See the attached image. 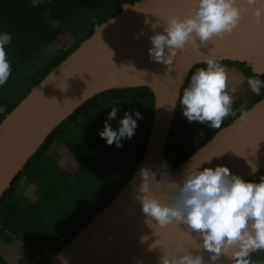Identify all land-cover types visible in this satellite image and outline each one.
<instances>
[{
	"label": "water",
	"instance_id": "95a60500",
	"mask_svg": "<svg viewBox=\"0 0 264 264\" xmlns=\"http://www.w3.org/2000/svg\"><path fill=\"white\" fill-rule=\"evenodd\" d=\"M187 8V0L123 4L120 12L99 24L0 122L1 197L47 135L87 99L113 88L146 86L152 91L147 140L132 176L48 264H61V258L67 264H135L137 259L141 264H157L159 246L150 249V244H168L180 236L181 228L175 224L148 227L132 192L139 180L138 170L147 167L155 171L163 161L175 112L170 105L182 88L181 81L184 83L191 67L205 57L245 63L252 74H264V29L254 27L247 17L223 39L214 38L199 49L187 45L177 52L170 66L150 60L146 50L151 46V23L168 14L183 15ZM194 153L197 160L213 157L204 166L225 165L243 179L252 175L253 166L256 172L263 170L264 97L220 128ZM189 158L169 171L170 179H179ZM141 236L147 239L141 241Z\"/></svg>",
	"mask_w": 264,
	"mask_h": 264
},
{
	"label": "trees",
	"instance_id": "16d2710c",
	"mask_svg": "<svg viewBox=\"0 0 264 264\" xmlns=\"http://www.w3.org/2000/svg\"><path fill=\"white\" fill-rule=\"evenodd\" d=\"M135 1L138 0H43L34 6L31 0H0V31L10 32L12 37L6 46L12 71L5 85L0 86V122L33 86L72 53L80 42L88 38L99 24L120 12L123 4H132ZM53 21L59 23L53 25ZM51 44L56 46L52 49L53 52L49 48ZM40 55L44 56L41 61L37 60ZM220 63L224 67L236 69L246 85L244 78L248 76H258L264 80V74H252L245 63L229 60ZM203 66V63L193 65L183 84L187 83L192 71ZM262 97L264 88L260 95L253 94L244 98L242 107L233 115L225 117L218 129L187 121L177 103L162 163H166L171 171L215 132L228 125L234 117L249 109ZM124 102H144L145 115L137 120V127L130 139H122L120 147L115 144L108 145L98 135V131L103 128L110 106ZM122 109L117 112V118L123 116ZM152 110L153 94L146 86L105 90L83 102L47 135L0 197V235L6 231L12 212L19 203H26L38 218L47 222L51 220L47 215L49 212L54 211V217L56 211L60 210L61 217L66 216L65 220L70 223L64 230L54 226L40 244L41 258L34 263L48 264L130 179L143 154ZM177 122H187L189 127L196 126L198 135L180 148L176 145L177 152L174 153L171 145L174 125ZM110 123L114 129L118 126L117 120ZM54 143L64 145L75 158L77 167L71 174L59 168L47 155ZM36 168L50 175L56 173V179L68 190H64L62 186L56 195L41 190L38 200L33 203L22 199L17 191L18 186ZM260 174H264V169L245 180H256ZM69 191L70 194L67 193ZM72 195L78 196L80 200ZM251 258L254 264L255 260L260 262L264 258V251L252 253Z\"/></svg>",
	"mask_w": 264,
	"mask_h": 264
},
{
	"label": "clouds",
	"instance_id": "9594fccd",
	"mask_svg": "<svg viewBox=\"0 0 264 264\" xmlns=\"http://www.w3.org/2000/svg\"><path fill=\"white\" fill-rule=\"evenodd\" d=\"M42 2L31 0L34 6ZM187 3L185 14H168L151 23V46L146 50L150 60L170 66L177 52L187 45L199 49L214 38L222 39L246 17L254 27L264 29V0ZM57 23L53 21V25ZM158 27L161 31H155ZM11 38L10 32L0 31V86L5 85L12 71L6 51ZM202 63L204 66L192 71L186 84L181 81L182 88L170 107L175 109L178 101L187 121L218 129L225 117L234 114L233 94L237 89L229 88L228 74L217 59L205 57ZM244 79L249 90L260 95L264 80L258 76ZM118 111L117 106L111 105L103 128L98 131L106 144L116 147L121 146L122 139L134 135L141 118L135 109L125 110L117 118ZM112 120L118 122L115 129ZM196 155L190 156L178 180L170 179L166 163L155 171L147 167L138 170L132 198L139 203L145 224L160 228L175 224L181 228L180 236L173 242L150 244V249L159 246L157 264H254L252 253L264 251V174L256 180H245L225 165L204 166L213 157L197 160ZM251 174H256L254 166ZM140 239L144 241L147 236ZM61 264L67 261L61 258ZM135 264H141L140 260Z\"/></svg>",
	"mask_w": 264,
	"mask_h": 264
},
{
	"label": "crops",
	"instance_id": "0c3cea01",
	"mask_svg": "<svg viewBox=\"0 0 264 264\" xmlns=\"http://www.w3.org/2000/svg\"><path fill=\"white\" fill-rule=\"evenodd\" d=\"M177 125L179 127L183 126L184 128L182 122H177L174 127ZM182 133H175L174 130V134L180 135ZM47 155L59 168L68 174H71L77 167L75 158L64 145L54 143L49 148ZM54 175H50L48 172L36 168L20 182V185H25L26 188L21 186L20 190L22 191H19V195L27 202H30L29 199L31 200V198L37 201L41 194V190L56 195L63 185L56 179L58 178L56 177V173H54ZM63 187L64 190H68L66 186ZM36 192L38 193L37 197ZM67 193L70 194V191ZM72 196L80 200L79 197ZM34 200H31V203H33ZM51 213L55 214L54 211ZM57 214L61 217L60 210L56 211V216ZM56 216L50 217V222H47L38 218L26 203L17 204L12 212L11 219L6 225V231L0 235V264H34L40 259V244L48 234H50L54 226L58 227V224L55 222V220H57ZM62 218L64 219V217Z\"/></svg>",
	"mask_w": 264,
	"mask_h": 264
},
{
	"label": "rangeland",
	"instance_id": "374dc122",
	"mask_svg": "<svg viewBox=\"0 0 264 264\" xmlns=\"http://www.w3.org/2000/svg\"><path fill=\"white\" fill-rule=\"evenodd\" d=\"M52 51V49L56 48L55 44H51L49 47ZM50 51V52H51ZM53 52V51H52ZM44 56H41L37 59L39 61H41V59H43ZM226 73L228 74V86L229 88L231 87H236L237 91L233 94V113H235L237 111V109H240L243 105V99L244 98H248L251 95H253L254 93H252L248 86L246 84H244L242 82V78L241 76L238 74V72H236V69L233 68H228V67H224ZM247 86V88H246ZM116 106L122 110H128L129 112H131L133 109L139 111L141 113V117L145 115V107L146 104L144 102L142 103H137V102H124V103H117ZM184 117V116H183ZM184 124V128L179 127L178 125L174 127L175 133H182V134H174V139H173V143H172V147H171V151L176 153V145L178 148H180V146L185 145L190 139H193L194 137H196L198 135V130L195 127H189L187 124V122H182ZM199 123V122H198ZM198 126L203 125L201 123L197 124ZM59 144V143H57ZM62 145V144H60ZM75 161V160H74ZM32 184V183H30ZM33 185V184H32ZM22 185L19 184L18 186V192L22 191L20 190ZM22 187H25V185H23ZM34 189V187H33ZM35 190V189H34ZM37 193V192H36ZM35 193V195H36ZM34 195V196H35ZM38 196V193L36 195V197ZM78 197V196H77ZM31 200L33 201L34 199L31 198ZM31 200L29 199V201L31 202ZM35 201V200H34ZM48 217H52V213L49 212ZM66 216H64V219L62 217H60V215L57 214L55 222L56 224H58V227L62 230L67 229L68 224L70 223L69 220H65ZM58 222V223H57ZM259 260H255V264H264V258L261 259V261L259 262Z\"/></svg>",
	"mask_w": 264,
	"mask_h": 264
},
{
	"label": "bare ground",
	"instance_id": "6f19581e",
	"mask_svg": "<svg viewBox=\"0 0 264 264\" xmlns=\"http://www.w3.org/2000/svg\"><path fill=\"white\" fill-rule=\"evenodd\" d=\"M167 144H168V142H167ZM167 147V146H166ZM166 150V149H165ZM250 177V176H249Z\"/></svg>",
	"mask_w": 264,
	"mask_h": 264
},
{
	"label": "snow or ice",
	"instance_id": "6c2138e0",
	"mask_svg": "<svg viewBox=\"0 0 264 264\" xmlns=\"http://www.w3.org/2000/svg\"><path fill=\"white\" fill-rule=\"evenodd\" d=\"M229 35H230V34H229ZM223 38H224V37H223ZM223 38H222V39H223Z\"/></svg>",
	"mask_w": 264,
	"mask_h": 264
}]
</instances>
